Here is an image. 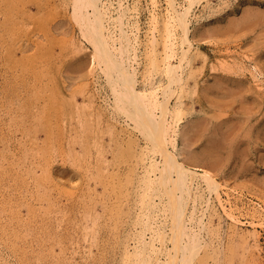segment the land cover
<instances>
[{"label":"rangeland","instance_id":"1","mask_svg":"<svg viewBox=\"0 0 264 264\" xmlns=\"http://www.w3.org/2000/svg\"><path fill=\"white\" fill-rule=\"evenodd\" d=\"M107 1L112 3L106 6V11L113 15L122 12V5L129 7L132 17L124 20V28L134 48L126 52L119 50L120 38L121 47L126 42L119 32L121 26L117 25L116 29L112 23L113 26L108 24L106 28L108 32L117 31L116 37L110 35L111 44L116 47L114 59H122L128 66L135 67L133 71V67H129V71L137 79L136 87L142 91L140 97L125 89L120 70L114 67L112 59L102 54L101 49L96 50L91 35H84L83 22L71 13L72 0H0V238L5 239L4 243L0 240V257L3 258L0 264H110L112 261L111 264L128 261L131 262L127 264H134L135 255L129 259L127 251L132 253L142 231L141 216L148 212L138 205L141 198L136 196L143 188L151 191L146 178L156 179L160 171L155 163L161 161L162 150L150 139L153 133L148 125L142 124L140 116L133 117L129 109L132 110L134 104L137 106L138 100L154 107L151 91L156 88L161 100L165 99L164 95L169 97V122L178 119L174 132H170L174 136L177 131L176 147L169 145V148L188 166L199 172H204V168L210 171L219 184L220 196L215 192L216 187L214 191L209 189L208 181L198 173L190 195L194 197L185 200L189 208L186 219L195 217L191 222L188 220L189 227L191 232L196 231L202 244L199 254L190 263L211 264L221 259L216 264L225 261L226 264H242L243 259V264H264V0H191L188 21L194 45L183 58V49H188L189 44L184 46L183 41L180 42L182 30L176 26L178 41L172 55L175 59L172 56L167 59L162 45L165 22L171 15L178 17L169 0H153L154 6L151 0ZM191 1L176 0V8L183 11ZM252 5L254 11L248 13ZM254 13L258 15L254 17ZM153 14L157 18L156 26ZM245 19L251 20L250 23L246 24ZM235 21L241 25L238 27ZM251 22L254 23L252 29ZM227 23L230 30L225 29ZM152 32H158L155 34L160 40L157 50L149 41ZM178 61L182 62L178 63L180 68L184 65L176 71L182 79L168 86L170 73L166 66ZM171 91L173 94L169 96ZM177 109H180L178 116L174 115ZM185 128L191 131L185 130L190 133L184 138ZM233 134L236 139L232 138ZM228 138L233 140L232 145L228 144ZM224 139L229 147L221 144ZM183 147L185 149L181 150ZM171 174L176 177L177 171L166 175ZM255 180L263 182L256 187ZM152 183L157 188V183ZM152 194L156 201L153 205L155 225L160 231V238L152 242L164 247L161 260L166 261L174 250L173 228L169 229L173 227L170 196L165 186ZM201 216H204V222L200 219L203 225L198 221ZM250 221L261 225L250 224ZM130 227L134 234L128 230ZM151 233V230L146 232L148 237ZM212 233L216 235L212 237ZM210 238L214 240L212 243ZM203 243L208 246L205 252ZM212 248L218 252L215 254ZM212 250L218 255L217 259L215 255L210 258ZM180 262L183 264L179 259Z\"/></svg>","mask_w":264,"mask_h":264},{"label":"bare ground","instance_id":"2","mask_svg":"<svg viewBox=\"0 0 264 264\" xmlns=\"http://www.w3.org/2000/svg\"><path fill=\"white\" fill-rule=\"evenodd\" d=\"M110 1V0H109ZM113 1V0H112ZM136 1V0H135ZM148 1H150V0H148ZM170 1V5H171V7H173V9L177 12V18H175V16H170V19L167 21V23L165 22V25H164V29H163V33H164V35H163V37H162V45L164 46V54H166V57H167V59H169V57H171L172 55H174V48H175V44L177 43V41H178V35H176V31H175V29H177V27L176 26H178L181 30H182V33H180L181 34V36H182V40H180V42L181 41H183V44H184V46H185V43H187L188 42V46H187V48L188 49H183L184 51H183V55H182V57L184 56V57H186L187 56V53L189 52V49L194 45V41L192 40V34H191V28H190V26H189V23H190V21H188V15H189V13H190V8H191V4H193V2H194V0H193V2L191 1V2H189L190 3V5L189 4H187V6L184 8V10L183 11H179L176 7H178V6H176L177 5V2H176V0H169ZM168 1V2H169ZM244 1V0H243ZM121 2H123V0L121 1ZM121 2H119V3H121ZM153 2V0H151V3ZM159 2H160V0H159ZM184 2H185V0H184ZM112 3V2H111ZM111 3H108V1L107 0H72V7L74 8H72V11H71V13H75V15L77 16V18H79V20H81L82 22H83V25H82V30H83V33H84V35L85 36H87L88 37V35L87 34H89V35H91L92 37H93V39H94V42H95V46H96V50H99V49H101V53L102 54H104V55H106V56H108V57H110L111 59H112V61H113V65H114V67L116 68V69H118V70H120V76H121V80H122V83H123V85H124V87H125V89H127V90H129V91H131V93L132 94H134L135 96H137V97H140L141 95H142V91H140V90H138V88L136 87V85H137V79H136V77L134 78V76H133V74H131L130 72H132L133 70H134V68L135 67H133L132 65H130V66H128V64L129 63H124V60H122V59H120V61H117V60H115L114 59V55H115V48L116 47H114V46H112V44H111V41H110V38H112L110 35H113L114 37H116V30H114V29H112L111 31L109 30V32H108V30H107V26H108V24H110V25H112V23L113 24H115V28L117 29V25H118V27L119 26H121L119 29H120V31L119 32H122L121 34H122V38H123V36L125 37V39H124V41H126L124 44H125V46H123V47H121V38H120V44H118V48H119V50H124V52H126V50H131L132 48H134V45L135 44H133V42H131V40L130 39H128V37L130 36V34L128 33V31L124 28V20H126L127 18H129L130 16H131V13L129 14V7L128 6H125V7H123L124 5H122V12H117L116 14H110V12H109V10L108 11H106V6L108 5V4H111ZM118 3V4H119ZM128 3V2H127ZM153 3H155V2H153ZM152 3V4H153ZM158 3V2H157ZM186 3H187V1H186ZM223 3V2H222ZM234 3V2H233ZM181 4V3H180ZM183 4V3H182ZM128 5V4H127ZM150 5V4H149ZM154 5H156V4H153V6ZM162 5V4H161ZM186 5V4H185ZM189 5V6H188ZM119 6V5H118ZM120 6H121V4H120ZM152 6V5H151ZM180 6V5H179ZM136 7V6H135ZM156 7V6H155ZM182 7V6H181ZM184 7V6H183ZM118 8H121V7H118ZM118 8H116L117 9V11H118ZM170 7H168V9H169ZM247 8V7H246ZM249 8V7H248ZM252 8H254L253 7V5H252V7H251V10H250V12H248V13H252L254 10H252ZM161 9V8H160ZM212 9V8H211ZM215 9V8H214ZM222 9V8H221ZM220 9V10H221ZM132 10V9H131ZM153 10H154V7H153ZM173 10V11H174ZM257 11L256 12H259L258 11V9H256ZM112 11V10H111ZM135 11V10H134ZM166 11H167V9H166ZM171 11H172V9H171ZM212 11H214V10H212ZM252 11V12H251ZM114 12H115V10H114ZM154 12V11H153ZM175 12V13H176ZM208 12V11H207ZM246 12H247V10H246ZM73 13V14H74ZM121 13V14H120ZM152 13V12H151ZM260 13V12H259ZM261 13H262V11H261ZM207 14H209V13H207ZM214 14V13H213ZM244 14V13H243ZM243 14H242V17L241 18H244L243 17ZM246 14V13H245ZM256 14L258 15V13H254V17L256 16ZM262 14H264V13H262ZM261 14V15H262ZM74 15V16H75ZM174 15V14H173ZM248 15V14H247ZM260 15V16H261ZM151 16V15H150ZM154 16H156V15H152V18H154L155 20H153L152 19V21H153V23H155L154 25L156 26V22H157V18L156 17H154ZM157 16H158V14H157ZM245 16V15H244ZM260 16H259V18H260ZM264 16V15H263ZM132 17V16H131ZM250 17V16H249ZM248 17V18H249ZM251 17H253L252 16V14H251ZM253 17V20L252 21H254V18ZM135 18V17H134ZM230 18V17H229ZM256 18H258V17H256ZM264 17H262V19H263ZM136 19V18H135ZM134 19V20H135ZM237 20V17L236 18H234V20ZM240 19V18H239ZM261 19V18H260ZM151 20V19H150ZM190 20H191V18H190ZM246 20V19H245ZM258 20V19H257ZM264 20V19H263ZM116 21H117V23L118 24H116ZM127 21V20H126ZM160 21V20H159ZM192 21V20H191ZM246 21H248V20H246ZM249 21H251V20H249ZM247 22L246 24H248V23H250V22ZM262 20H260V23L262 24L263 22H261ZM137 22V21H136ZM227 22V21H226ZM225 22V23H226ZM231 22V21H230ZM236 22V21H235ZM241 21L239 20V23H240ZM259 22V21H258ZM120 23V24H119ZM128 23V22H127ZM126 22H125V24H127ZM134 23V22H133ZM150 23H152V22H150ZM229 23V22H228ZM228 23H227V26H226V28L225 29H227V27H228V30H230L229 28H230V26L228 25ZM243 23V22H242ZM244 23H245V21H244ZM252 23L253 22H251V25H252ZM255 23H257L256 21H255ZM260 23H257V24H260ZM160 24V23H159ZM158 24V25H159ZM223 24V23H222ZM236 24H238V21L236 22ZM260 24V25H261ZM264 24V23H263ZM153 25V29L155 28V26ZM231 25V24H230ZM233 25H235V23H233ZM241 25V24H240ZM239 24L237 25L238 27L240 26ZM259 25V26H260ZM113 26V25H112ZM126 26V25H125ZM218 26V25H217ZM246 26H248V25H246ZM258 25H256V27H259ZM262 26V25H261ZM261 26H260V28H261ZM113 27V28H114ZM220 27H221V25H220ZM224 27V26H223ZM249 27V29H250V25L248 26ZM247 27V28H248ZM254 27V23H253V25H252V27H251V29ZM264 27V26H263ZM138 28V27H137ZM235 28V27H234ZM242 28V27H241ZM152 29V30H153ZM216 29V28H215ZM222 29V28H221ZM236 29V28H235ZM239 29V28H238ZM237 29V30H238ZM250 29V30H251ZM264 29V28H263ZM107 30V31H106ZM154 30H156V29H154ZM212 30H213V26H212ZM224 30V29H223ZM241 30V29H240ZM249 30V31H250ZM151 31V30H150ZM175 31V32H174ZM214 31V30H213ZM236 31V30H235ZM252 31H254V30H251V32ZM256 31V30H255ZM134 32V31H133ZM212 32V31H211ZM218 32V31H217ZM149 33V32H148ZM158 33V32H157ZM157 33H155V34H157ZM195 33V32H194ZM198 33V32H197ZM197 33H196V35H197ZM200 33H201V31H200ZM200 33H198V34H200ZM220 33V32H219ZM151 34V33H150ZM155 34L152 32V37L150 38L151 40H149V41H151V44H153L154 46H155V49L157 50V48H158V46H156V45H159V38L157 37V36H155ZM210 34V33H209ZM150 35V36H151ZM137 37H138V35H136ZM113 37V38H114ZM121 37V36H120ZM126 37H127V39H126ZM134 37V36H133ZM195 37V36H194ZM214 37V36H213ZM119 38V37H118ZM181 38V37H180ZM215 38V37H214ZM132 39V38H131ZM194 39V38H193ZM196 39V38H195ZM209 39H210V37H209ZM134 40H136V42H138L139 40H138V38H136V39H134ZM197 41V40H196ZM182 43V42H181ZM115 44V43H114ZM120 45V46H119ZM123 45V44H122ZM153 45H151V46H153ZM182 45V44H181ZM181 45H180V50H181ZM143 46V45H142ZM121 47V48H120ZM182 47H183V45H182ZM150 48V47H149ZM154 47H152V49H153ZM113 49H114V51H113ZM148 50V49H147ZM134 51V50H133ZM137 51V50H136ZM150 51V50H149ZM153 51H154V49H153ZM134 53H135V51H134ZM181 53V52H180ZM149 54H150V52H149ZM151 54H152V51H151ZM135 55H136V53H135ZM176 55V54H175ZM178 55V54H177ZM160 56V55H159ZM180 55H178V57H179ZM206 56V55H205ZM183 57V58H184ZM153 58H155V57H153ZM164 58H165V55H164ZM172 58H174V56H172ZM183 58L181 59L182 61H183ZM166 59V58H165ZM175 59V58H174ZM164 60V59H163ZM179 60V59H178ZM169 61V60H168ZM176 61V60H175ZM185 61V60H184ZM180 63H182L181 61H178L177 62V64H175V63H170L169 62V64H168V67L166 66V68H167V70L169 71V73H170V79H169V82H168V86H170L171 85V83H173V81L174 82H179V81H181V77H180V75H179V73L178 72H176V71H178V68L179 69H182V67L184 66H182L181 68H180V65L179 64ZM186 63V62H185ZM131 64H132V62H131ZM153 64V63H152ZM151 64V65H152ZM155 64H156V62H155ZM129 67H133L131 70L132 71H129ZM152 67H153V65H152ZM152 69H154V67L152 68ZM185 70V69H184ZM134 72H136V71H134ZM180 72V71H179ZM184 72V71H183ZM217 84H218V82H217ZM69 89V88H68ZM155 89V88H154ZM157 90H155V91H153L152 89V91H151V97H152V99H153V103H154V107H150V106H148V105H146V104H143L140 100H138V102L136 103L137 104V106L135 105H133L132 106V110H130L129 109V111H131L133 114H131V115H133V117H135V116H140L139 118H140V121L142 122V124H145V126H147L148 125V128L152 131V135L153 136H151L150 137V139L153 141V143H154V145L155 146H157V147H159L161 150H162V158H161V161H157L156 160V163L155 164H157L158 163V165H159V167H157L158 169H159V173H158V175L156 176V177H154V178H156L155 180L154 179H152L151 177H149V178H146V182H148V183H150V185L149 186H152V189H151V191H152V193H156V190L158 189L159 190V187H161V186H165L166 188H167V192H168V194H169V196H170V202H168L169 201V199L167 200V202L168 203H170L169 204V208H171V212H172V215H170L171 217H172V219H173V222H171V226H172V223H173V227H169V229H171V228H173V236H171V237H173L172 239H173V241H171V245H173L172 243L174 242V250L172 249V251H170V253H169V256H168V259L166 260V261H162L161 260V255L163 254V248L164 247H160V246H155V244L152 242L153 240H156L157 241V238L156 237H159V235L160 234H158V232H160V231H158V229H159V226L158 225H155V223H156V218H155V215H154V211H153V205H154V202H156V201H154V199H153V194L151 193V191H145L146 190V188H143L141 191H139L138 192V194H137V196L136 197H139V198H141V200H140V202H139V204L138 205H142L141 207H142V209H144L145 210V208H146V210L148 211L146 214L144 213V216L142 217L141 215V219H140V223H141V233H139L140 235H139V237L137 236V238H138V240H136L137 242H136V244H134V246L132 247L133 249H131V252L132 253H130L129 252V248L127 249L128 251V257H129V259H131L130 257L132 256V255H135V258L133 259L134 260V264H177L178 263V260L180 259V261L182 260V262H183V264H188V262L190 263V260L192 259V258H194L195 256H197L198 254H199V248H200V246H201V248H202V244H201V238H199V236L197 235V233H196V231H192L191 232V226L189 227V221L191 222L192 220H194L195 219V217L193 218V216H191V217H189L188 219H186V213H187V209H189V208H187V202L185 201L187 198L189 199L190 197H192V196H190L191 195V193H192V191H193V188H194V182H196L195 181V177L197 176V174L198 173H200L201 174V177L203 178L204 177V179L205 180H207L208 181V183L207 182H205V183H207V185H208V188L209 189H214V186L216 187V193L219 195V191H218V187H219V184H217V181L216 180H214V177H213V174L210 172V171H208V170H206L205 168H204V172H199V170L198 169H195V168H193V167H190V166H188L183 160H181L179 157H178V155L177 154H175V152H173V150H171L170 148H169V145L170 146H172V147H176V139L177 138H175V135L177 134V131L175 130V135L174 136H172L171 134H170V132H172L171 130H173V128H174V126H175V124H176V121L178 120H174L173 121V123H170L169 122V116H170V112H171V110H170V107H169V103H168V99H169V97H167V96H163V97H165V99H163V100H161L160 99V95H159V92H158V88H156ZM173 91H171L170 92V95L169 96H171L173 93H172ZM71 99H73L72 98V96H71ZM213 100H215V98L213 99ZM214 102V101H213ZM77 106V105H76ZM135 108V109H134ZM130 113V112H129ZM179 113H180V109H177L176 110V113L174 114V115H176V116H178L179 115ZM135 115V116H134ZM176 116H174V117H176ZM138 117H135V118H138ZM137 120V119H136ZM139 120V119H138ZM80 121V120H79ZM140 123V122H139ZM191 126V128L193 127V125H190ZM177 127V126H176ZM190 128V127H189ZM231 129V128H230ZM186 130V128L185 129H183V131L182 130H180V136L182 135L181 134V131L183 132V134H184V131ZM187 130H189V129H187ZM186 130V131H187ZM185 131V134H184V138H185V136L186 135H188V133H190V132H186ZM189 131H191V130H189ZM173 132H174V130H173ZM187 133V134H186ZM225 133V132H224ZM236 133H238V132H235V134ZM222 135H224L223 134V132L221 133ZM235 134H233L232 135V138H234V135ZM225 135H228V133L226 132L225 133ZM230 136H231V134H230ZM235 136H237L236 138H238V135L236 134ZM225 136H223V138H224ZM212 138V137H211ZM214 138V137H213ZM222 138V137H221ZM220 138V139H221ZM236 138H234V139H236ZM214 139H218V138H214ZM225 139H227V138H225ZM224 139V140H225ZM212 140V139H211ZM211 140H209V141H211ZM215 140V141H216ZM223 140V141H224ZM228 140H229V138H228ZM232 140V139H231ZM238 140V139H237ZM217 141H219V139L217 140ZM226 141V140H225ZM224 141V142H225ZM236 141V140H235ZM221 142H222V139H221ZM221 143V144H227L228 142L226 141V143ZM233 142V140L232 141H230L229 140V145H232L231 143ZM227 144V145H228ZM235 144H237V143H235ZM234 144V145H235ZM241 144V143H240ZM239 143H238V145H240ZM212 145V144H211ZM229 145H228V147H229ZM218 146V145H217ZM226 145H224V147H225ZM227 147V148H228ZM237 147V146H236ZM173 148V149H174ZM215 148V147H214ZM213 148V150L215 151V149ZM218 148H220V147H218ZM226 148V147H225ZM182 149H185L184 147L183 148H181V150ZM221 150V149H220ZM239 150H240V147H239ZM241 150H242V147H241ZM240 150V151H241ZM185 151V150H184ZM204 151H205V149H204ZM224 150L222 149V152H223ZM207 152V151H206ZM219 152V151H218ZM227 152H228V149H227ZM239 152V151H238ZM237 153V152H236ZM240 153V152H239ZM238 153V154H239ZM244 153V152H243ZM237 154V155H238ZM240 154H242V153H240ZM148 156V155H147ZM220 157H221V155H219ZM193 157V156H192ZM224 157V156H223ZM154 158H155V155H154ZM246 158H247V156H246ZM183 159V158H182ZM190 159H191V157H190ZM248 159V158H247ZM246 159V160H247ZM250 159V158H249ZM148 160V159H147ZM151 160V159H150ZM159 160V159H158ZM250 161H252V160H250ZM249 161V162H250ZM142 162H143V160H142ZM141 162V163H142ZM246 162H248V160L246 161ZM151 163H152V161H151ZM150 163V164H151ZM160 163V164H159ZM250 163H252V162H250ZM250 163H248V164H250ZM260 163V162H259ZM254 163H252L251 165H253ZM261 164V163H260ZM251 165H250V167H251ZM136 166V165H135ZM157 166V165H156ZM155 166V167H156ZM256 166V165H255ZM258 166V165H257ZM198 167V166H197ZM248 167H249V165H248ZM199 168V167H198ZM253 168H254V166H253ZM253 168H251V170L253 169ZM256 168V167H255ZM250 169V168H249ZM143 170H144V168H143ZM154 170V169H153ZM156 170V169H155ZM173 170H176L177 171V176L176 177H172V174L171 175H166L167 174V172H171L172 173V171ZM256 170V169H255ZM141 171V170H140ZM149 171V170H148ZM253 171H254V169H253ZM252 171V172H253ZM150 172V171H149ZM148 172V173H149ZM152 173H154V172H152ZM135 176H136V174H135ZM139 176V175H138ZM148 176H149V174H148ZM198 176H200V175H198ZM140 179V178H139ZM142 180V179H141ZM143 180H144V178H143ZM153 181H155L156 183H157V188L155 187V186H153ZM216 181V182H215ZM259 182H263V181H260L259 180ZM258 182V183H259ZM199 183V182H198ZM216 183V184H215ZM258 183H256V180H255V183H254V185L256 186ZM200 184V183H199ZM264 183H262V185H263ZM201 185V184H200ZM195 186H197V185H195ZM261 186V185H260ZM258 187L259 189L261 188V187H263V186H261V187ZM253 186H251V188H252ZM257 187V186H256ZM259 189H258V191H259ZM264 189V188H263ZM215 190V189H214ZM213 190V191H214ZM255 189L253 188L252 189V191H254ZM257 190V189H256ZM256 190H255V192H256ZM198 191V190H197ZM213 191H211V192H213ZM251 191V192H252ZM131 192V191H130ZM200 192V191H199ZM210 192V191H209ZM259 192H261V191H259ZM258 192V193H259ZM254 193V192H253ZM257 193V194H258ZM131 194V193H130ZM133 194V193H132ZM131 194V195H132ZM217 195V196H218ZM128 196V195H127ZM158 196H159V194H158ZM162 196H163V194H162ZM198 196V195H197ZM202 196V195H201ZM201 196H199V197H201ZM210 196V195H209ZM220 196V195H219ZM121 197V196H120ZM156 197V196H155ZM194 197V196H193ZM192 197V198H193ZM203 197V196H202ZM211 197V196H210ZM218 198V197H217ZM121 199V198H120ZM123 199V198H122ZM121 199V200H122ZM145 199V200H144ZM161 199V198H160ZM187 199V200H188ZM196 199V198H195ZM195 199H192V200H194V202H195ZM207 199L209 200V197H208V195H207ZM220 199V198H219ZM137 200V199H136ZM135 200V201H136ZM206 201V202H210V201ZM120 200H118V202H119ZM133 201V200H132ZM141 201H142V204H140L141 203ZM131 202V201H130ZM160 202V201H159ZM158 202V203H159ZM193 202V201H192ZM193 202V203H194ZM212 202V201H211ZM119 203H121V202H119ZM129 203V202H128ZM138 203V202H137ZM161 203V202H160ZM164 203V202H163ZM213 203V202H212ZM136 204V203H135ZM134 204V205H135ZM157 204V203H156ZM134 205L132 206V209H133V207H134ZM137 205V204H136ZM135 205V206H136ZM203 205V204H202ZM208 205V204H207ZM160 206V205H159ZM166 206V205H165ZM164 206V207H165ZM197 206V205H196ZM215 206V205H214ZM119 207V206H118ZM190 207V206H189ZM194 208H195V206H193ZM206 207H208V206H206ZM116 208V207H115ZM215 208V207H214ZM213 208V209H214ZM249 208V207H248ZM139 209H140V207H139ZM154 209H155V207H154ZM157 209H159V208H157ZM192 209V208H191ZM165 211V209H162V211ZM201 210V209H200ZM205 211L207 210L206 208L204 209ZM203 210V211H204ZM252 210H254V209H252ZM163 211V212H164ZM205 211H204V213H205ZM210 211V210H209ZM261 211V210H260ZM141 212V211H140ZM166 212H168V211H166ZM170 212V211H169ZM215 212V211H214ZM229 212V211H228ZM228 212H227V214H228ZM255 212V211H254ZM200 213V212H199ZM206 213H207V211H206ZM208 213H210V212H208ZM216 213V212H215ZM250 213V212H249ZM258 213V212H257ZM140 214V213H139ZM142 214V213H141ZM157 214H158V212H157ZM212 214V213H211ZM218 214V213H217ZM230 214V213H229ZM138 215V214H137ZM137 215H136V217H137ZM166 215V214H165ZM191 215V214H190ZM201 215V214H200ZM233 215V214H232ZM2 216V215H1ZM164 216V215H163ZM169 216V215H168ZM229 216V215H228ZM230 216H231V214H230ZM260 216V215H259ZM135 217V218H136ZM156 217H158L157 215H156ZM162 217V216H161ZM221 217V216H220ZM261 217V216H260ZM139 218V217H138ZM166 218V217H165ZM203 218H204V216L202 217H200L199 218V222L203 225L204 223V220H203ZM232 218V217H231ZM237 218V217H236ZM250 218V217H249ZM137 219V218H136ZM197 219V218H196ZM200 219H202L203 220V222H201L202 220H200ZM233 219V218H232ZM237 219H239V218H237ZM4 220V219H3ZM138 220V219H137ZM189 220V221H188ZM210 220V219H209ZM213 220V219H212ZM211 220V221H212ZM220 220V219H219ZM235 220V219H234ZM19 221V220H18ZM163 221V220H162ZM206 221H208V220H206ZM205 221V222H206ZM262 221V220H261ZM260 221V222H261ZM3 222V221H2ZM5 222H7V221H5ZM159 222V221H158ZM198 222V223H199ZM234 222H236V221H234ZM134 223H135V221H134ZM137 223H138V221H137ZM162 223V222H161ZM164 223V222H163ZM168 223V222H167ZM209 223V222H208ZM216 223V222H215ZM254 223V221H250V224H253ZM262 223V222H261ZM254 224H259L258 222L257 223H254ZM5 225V224H4ZM133 225V224H132ZM134 225H136V224H134ZM138 225V224H137ZM140 225V224H139ZM164 225H165V223H164ZM205 225H207V223L205 224ZM204 225V226H205ZM259 225H261V224H259ZM262 225H263V223H262ZM6 226H8V225H6ZM17 226V225H16ZM160 226H161V224H160ZM163 226V225H162ZM166 226V225H165ZM203 226V227H204ZM208 226V225H207ZM216 226H217V224H216ZM231 225H229V228H231L230 227ZM234 226H236V225H234ZM5 227V226H4ZM19 227V226H18ZM17 227V228H18ZM202 229H203V227L202 226H200ZM209 227V226H208ZM218 227V226H217ZM6 228V227H5ZM20 228V227H19ZM161 228V227H160ZM164 228V227H163ZM193 228V227H192ZM195 228V227H194ZM193 228V229H194ZM210 228V227H209ZM208 228V229H209ZM232 228H233V226H232ZM14 229H16L15 228V226H14ZM14 229H12V231L14 230ZM20 229H22V228H20ZM136 229V228H135ZM200 229V228H199ZM202 229H200V230H202ZM207 229V230H208ZM218 229V228H217ZM1 230V229H0ZM11 230V229H10ZM128 230H130L131 231V227H130V229H128ZM134 230V229H133ZM137 230V229H136ZM138 230H139V228H138ZM147 230H151V235H150V237H148L147 236V234H146V232H147ZM160 230H164V229H160ZM203 230H206V229H203ZM214 230V229H213ZM236 230H237V228H236ZM9 231V230H8ZM7 231V232H8ZM21 231V230H20ZM140 231V230H139ZM167 231H169V230H167ZM209 231H211V230H209ZM209 231H207V233L209 232ZM218 231V230H217ZM230 231V230H229ZM240 231H242L243 232V230H240ZM2 232V231H1ZM0 232V233H1ZM4 233H5V231H3ZM6 232V233H7ZM16 232H17V229H16ZM131 232H133V234H134V231H131ZM150 232V231H149ZM163 231H161V233H162ZM197 232H199V230L197 231ZM236 232V231H235ZM238 232V231H237ZM23 233V232H22ZM165 233V230H164V232H163V234ZM202 233V232H201ZM201 233L199 232L198 234L199 235H201ZM217 233V232H216ZM234 233V232H233ZM240 233V232H239ZM239 233H237V234H239ZM255 233V232H254ZM9 234H11L10 232H9ZM17 234V233H16ZM19 234H21V233H19ZM158 234V235H157ZM163 234H162V237H163ZM166 234V233H165ZM164 234V235H165ZM205 234V233H204ZM203 234V235H204ZM213 234V233H212ZM215 234V233H214ZM214 234L212 235V237L214 236ZM259 234V233H258ZM2 235V234H1ZM11 235H13V234H11ZM22 235V234H21ZM20 235V236H21ZM157 235V236H156ZM193 235H195V236H193ZM216 235V234H215ZM218 235V234H217ZM223 235V234H222ZM222 235H221V237H222ZM227 235H228V233H227ZM233 235V234H232ZM236 235V234H235ZM239 235H241V234H239ZM255 235V234H254ZM3 236V238H5L4 236V234L2 235ZM8 236V235H7ZM17 236V235H16ZM23 236V235H22ZM128 236V235H127ZM132 236V235H131ZM211 236V235H210ZM237 236V235H236ZM241 236H243V235H241ZM24 237V236H23ZM135 237V236H134ZM161 237V238H162ZM205 237V236H204ZM211 237V238H212ZM226 237V236H225ZM232 237H234V236H232ZM2 238V239H3ZM7 238H9V237H7ZM15 238V237H14ZM18 239H19V237H17ZM127 238H129V237H127ZM131 238V237H130ZM156 238V239H155ZM160 238V237H159ZM158 238V239H159ZM210 238V241L212 240ZM218 238H220V237H218ZM224 238V237H223ZM241 238H244V236L243 237H241ZM241 238H239L240 240H241ZM250 238V237H249ZM21 239V238H20ZM203 239V238H202ZM215 239H217L216 237H215ZM230 238H228V240H229ZM233 239V238H232ZM245 239H247V238H245ZM0 240H1V238H0ZM127 240V239H126ZM129 240H131V239H129ZM132 240H133V238H132ZM164 240H166L165 238L163 239V241H162V243L164 242ZM190 241V242H188V241ZM220 241H221V239H219ZM226 240V239H225ZM235 240V239H234ZM237 240V239H236ZM239 240V241H240ZM244 240V239H243ZM250 240V239H249ZM253 240V239H252ZM1 241H3V240H1ZM0 241V242H1ZM4 241H5V239H4ZM4 241H3V243H4ZM8 241H11V240H8ZM16 241H17V239H16ZM20 241V240H19ZM23 241H24V239H23ZM187 241V242H186ZM204 241V240H203ZM214 240H212L211 241V243L213 242ZM227 241V240H226ZM226 241H224L225 242V244H227L226 243ZM242 241V240H241ZM257 241V240H256ZM119 242V241H118ZM129 242V241H128ZM127 242V243H128ZM135 242V241H134ZM160 242V241H159ZM207 242H209V240L207 241ZM217 242V241H216ZM234 242V241H233ZM232 242V243H233ZM252 242V241H251ZM251 242H250V244H251ZM10 243V242H9ZM21 243V242H20ZM20 243H18V244H20ZM121 242H119V244H120ZM126 243V244H127ZM186 244V245H184V244ZM223 243V242H222ZM6 245H7V243H5ZM4 244V245H5ZM12 244V243H11ZM13 244H17V243H14L13 242ZM13 244L11 245V246H13ZM23 244H24V242H23ZM157 244V243H156ZM159 244V243H158ZM203 244H205V243H203ZM229 244V243H228ZM227 244V245H228ZM242 244V243H241ZM243 244H245L244 242H243ZM256 244V243H255ZM123 245H124V243H123ZM170 245V244H169ZM210 245V244H209ZM214 245H215V243H214ZM217 245V244H216ZM218 245H220V244H218ZM223 245V244H222ZM226 245V246H227ZM230 245V244H229ZM247 245H249V244H247ZM8 246V245H7ZM20 246H21V244H20ZM121 246H122V244H121ZM125 246H127V245H125ZM124 246V247H125ZM129 246V245H128ZM127 246V247H128ZM164 246V245H163ZM205 246H206V244H205ZM225 246V245H224ZM232 246V245H231ZM262 246V245H261ZM1 247V246H0ZM6 247V246H5ZM9 247V246H8ZM19 247V246H18ZM24 247V246H23ZM117 247V246H116ZM130 247V246H129ZM167 247V246H166ZM170 247H172V246H170ZM204 247V246H203ZM207 247L208 246H206V248L204 247L203 249H204V252H205V250H207ZM212 247V246H211ZM216 247V246H215ZM222 248H223V246H221ZM229 248H230V246H228ZM234 247H235V244H234ZM239 247H241V246H239ZM252 247V246H251ZM14 248V247H13ZM16 248V247H15ZM21 248H22V246H21ZM21 248L19 249V250H21ZM119 248V247H118ZM169 248V247H168ZM210 248V247H209ZM232 248V247H231ZM237 249H238V247H236ZM259 248V247H258ZM26 249V248H25ZM171 248H169V250H170ZM213 250H214V248H212ZM219 249V248H218ZM246 249H248V248H246ZM254 249V248H253ZM253 249H251L252 251H253ZM261 249H263L262 247H261ZM260 249V250H261ZM6 250V249H5ZM10 250V249H9ZM117 250V249H116ZM168 249H167V251H169ZM180 250H181V252H180ZM213 250H212V252H213ZM226 250V249H225ZM233 250V249H232ZM258 250V249H257ZM15 251V250H14ZM17 251V250H16ZM22 251V250H21ZM26 251V250H25ZM25 251H24V253H25ZM27 251H28V249H27ZM115 251V250H114ZM208 251H209V249H208ZM216 250H214V252H215ZM227 251V250H226ZM225 251V252H226ZM229 251H230V249H229ZM228 251V252H229ZM250 252V250L248 249L247 250V252ZM255 251V250H254ZM3 252H4V250H3ZM11 252V251H10ZM23 252V251H22ZM121 252V251H120ZM164 252H166V251H164ZM214 252L213 253H211V252H209V254L210 255H212V256H210V258H213L214 257V255L216 254V252H218V250L215 252V254H214ZM239 252V251H238ZM245 252V251H244ZM259 252V251H258ZM21 253V252H20ZM23 253V254H24ZM122 253V252H121ZM206 253H208V252H206ZM232 252H230V254H231ZM253 253V252H252ZM257 253V252H256ZM19 254V253H18ZM120 254V253H119ZM123 254V253H122ZM209 254H207V255H209ZM229 254V253H228ZM250 254H251V252H250ZM254 254V253H253ZM252 254V255H253ZM2 255V254H1ZM25 255V254H24ZM26 255H28V253L26 254ZM110 255V254H109ZM114 255H115V252H114ZM168 254H166L165 256H167ZM203 253H202V257H201V259L203 260ZM224 255V254H223ZM226 255V254H225ZM123 256H126V255H123ZM164 256V257H165ZM216 256H218V255H215V258H216ZM227 256V258L229 257L228 255H226ZM232 256V255H231ZM247 256V255H246ZM245 256V257H246ZM251 256V255H250ZM255 257H256V255H254ZM2 257V256H1ZM0 257V258H1ZM14 257H15V253H14ZM13 257V258H14ZM19 257H20V255H19ZM111 257V256H110ZM115 257V256H114ZM119 257H121V254L119 255ZM133 257V256H132ZM181 257V258H180ZM204 257H207V256H204ZM225 257V256H224ZM239 257H240V255H239ZM262 257V256H261ZM196 258H198V257H196ZM208 258V257H207ZM209 258V259H210ZM218 258V257H217ZM216 258V259H217ZM220 258H222L221 256H220ZM226 258V259H227ZM3 258H1V260H2ZM20 259V258H19ZM116 259V258H115ZM120 259V258H119ZM128 259V258H127ZM128 259V260H129ZM199 259L200 258H198V261H199ZM225 259V258H224ZM224 259H222V260H224ZM234 259V258H233ZM246 259V258H245ZM247 259H250L249 258V255H248V257H247ZM246 259V260H247ZM256 260H257V257L255 258ZM125 261L124 262H127L126 261V259H124ZM208 260V259H207ZM213 260V259H212ZM221 260V259H220ZM220 260L219 261H216V262H220ZM230 260V259H229ZM228 260V261H229ZM234 260H236V259H234ZM255 260V262L257 263V261ZM258 260H259V258H258ZM261 260V259H260ZM259 260V261H260ZM262 260H264V259H262ZM261 260V261H262ZM5 262H6V260H4ZM3 261V262H4ZM26 261V260H25ZM112 261V260H111ZM120 261H122L121 259H120ZM238 261V260H237ZM251 261V260H250ZM258 261V262H259ZM17 262V261H16ZM29 262V261H28ZM113 262V261H112ZM111 262V263H112ZM128 262H131V261H128ZM127 262V263H128ZM133 262V261H132ZM191 262H193V261H191ZM200 262V261H199ZM207 262V261H206ZM216 262H215V260H214V263H211V264H216ZM225 262H227V261H225ZM224 262V263H225ZM231 262H232V260H231ZM236 262V261H235ZM240 262H242V264H243V259H242V261H240ZM246 262V261H245ZM244 262V263H245ZM254 262V263H255ZM27 263V262H26ZM110 263V264H111ZM127 263H125V264H127ZM195 263V262H194ZM201 263V262H200ZM224 263H221V264H224ZM248 262H246L245 264H247ZM251 263V262H250ZM249 263V264H250ZM1 264H2V262H1ZM21 264H22V262H21ZM23 264H25V263H23ZM133 264V263H132ZM179 264V263H178ZM180 264H182L181 262H180ZM191 264V263H190ZM196 264V263H195ZM226 264V263H225ZM234 264V263H233ZM240 264V263H239ZM252 264V263H251ZM258 264V263H257Z\"/></svg>","mask_w":264,"mask_h":264}]
</instances>
